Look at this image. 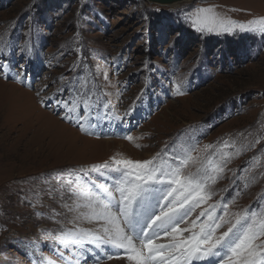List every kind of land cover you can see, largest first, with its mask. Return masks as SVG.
Listing matches in <instances>:
<instances>
[{"label": "rangeland", "instance_id": "rangeland-1", "mask_svg": "<svg viewBox=\"0 0 264 264\" xmlns=\"http://www.w3.org/2000/svg\"><path fill=\"white\" fill-rule=\"evenodd\" d=\"M197 15H216L233 30H198ZM261 18L264 0H0V64L6 65L0 72V264L120 259L106 246L57 255L53 237L73 227V213L62 206L67 196L49 195L45 181L61 187L52 177L80 179V170L112 157L142 161L160 153L166 160L195 146L191 154L198 159L187 175L200 167L205 145L235 140L240 148L264 136ZM78 90L91 103L84 120L83 111L69 114L57 104ZM262 148L264 141L234 156L201 209L228 204L226 219L233 221L244 210L264 212ZM258 155L259 167L240 171ZM234 173L246 179L233 183ZM88 178L118 179L108 173ZM205 262L219 264L218 258Z\"/></svg>", "mask_w": 264, "mask_h": 264}, {"label": "snow or ice", "instance_id": "snow-or-ice-1", "mask_svg": "<svg viewBox=\"0 0 264 264\" xmlns=\"http://www.w3.org/2000/svg\"><path fill=\"white\" fill-rule=\"evenodd\" d=\"M198 12L207 14L212 9L201 8ZM261 22L264 23V18ZM193 27L208 31L233 30L216 15H197ZM240 28L244 30L243 25ZM5 67L0 64V72ZM179 89L177 85L178 95L182 94ZM57 104H62L69 114L83 111L85 115L81 120L88 118L91 108L88 93L79 90L77 97L57 101ZM131 110L125 115H130ZM125 138L133 139L131 136ZM262 141L264 136H257L240 148L235 140H225L218 146L205 145L206 155L200 167L187 175H183L184 170L198 159L191 154L195 146L183 155L173 154L166 160L160 153L142 161L112 157L111 162L91 165L87 171L80 170V179L71 174L68 178L52 177L60 180L61 187L54 188L50 181H45L49 184V195L59 192L62 200L67 196L62 206L73 213L70 221L73 227L62 228L53 237L57 255L64 259L65 252L76 256L77 249L90 252L106 246L119 253L116 258L125 259L129 264H196L209 258H218L219 264H264V212L244 210L235 213L233 221L226 219L228 204L217 202L201 209V205L214 195L211 186L223 178L227 163L242 151L255 149ZM258 151L264 153V148ZM260 159L259 155L252 157L249 167L240 171L250 173L259 167ZM105 173L118 179L97 183L88 178L90 174L103 176ZM259 175L264 176V172ZM237 178L246 179L234 173L233 183ZM244 186L247 187V183ZM197 209L201 210L190 219ZM82 223L92 227H82ZM225 225L227 229L219 231ZM106 258L110 260L113 256ZM68 264H79V261L68 259Z\"/></svg>", "mask_w": 264, "mask_h": 264}, {"label": "water", "instance_id": "water-1", "mask_svg": "<svg viewBox=\"0 0 264 264\" xmlns=\"http://www.w3.org/2000/svg\"><path fill=\"white\" fill-rule=\"evenodd\" d=\"M147 1H150V2H153V3H159V4H164V5H172V4H175V3H180V2H183L185 0H147Z\"/></svg>", "mask_w": 264, "mask_h": 264}, {"label": "bare ground", "instance_id": "bare-ground-1", "mask_svg": "<svg viewBox=\"0 0 264 264\" xmlns=\"http://www.w3.org/2000/svg\"><path fill=\"white\" fill-rule=\"evenodd\" d=\"M64 132V134L63 135H67V134H69V132L68 131H66V129H65V131H63ZM66 132H68V133H66ZM77 139V137H73V140H76ZM87 139H90V138H87ZM85 140H86V138H85ZM107 143L108 141H104V143ZM87 224V223H86ZM87 225H90V224H87ZM91 227H92V225H91ZM106 264H108V263H106ZM116 264H129V262L127 261V260H125V259H117L116 260Z\"/></svg>", "mask_w": 264, "mask_h": 264}]
</instances>
